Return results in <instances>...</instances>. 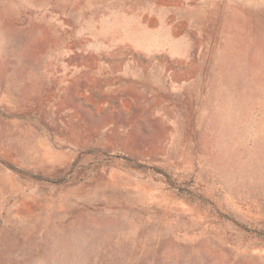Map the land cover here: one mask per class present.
Segmentation results:
<instances>
[{
  "label": "rangeland",
  "instance_id": "1",
  "mask_svg": "<svg viewBox=\"0 0 264 264\" xmlns=\"http://www.w3.org/2000/svg\"><path fill=\"white\" fill-rule=\"evenodd\" d=\"M0 264H264V0H0Z\"/></svg>",
  "mask_w": 264,
  "mask_h": 264
}]
</instances>
